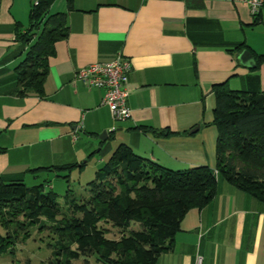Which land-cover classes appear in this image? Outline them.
Returning a JSON list of instances; mask_svg holds the SVG:
<instances>
[{
  "label": "crops",
  "instance_id": "1",
  "mask_svg": "<svg viewBox=\"0 0 264 264\" xmlns=\"http://www.w3.org/2000/svg\"><path fill=\"white\" fill-rule=\"evenodd\" d=\"M71 6L66 11L65 0H55L49 8L66 13L68 35L48 58L42 97L20 98L12 73L19 59L4 58L14 47V23H27L28 0H0V174L79 165L119 144L169 170L214 169L210 88L226 82L231 91H264V61L248 69L233 50L243 44L264 54L258 28L264 7L253 24L257 14L245 0H71ZM117 53L130 64L129 118L120 122L101 105L102 89L72 79ZM140 126L167 133L155 137ZM196 256L201 264H264V205L218 179L213 199L184 215L171 250L155 264H194Z\"/></svg>",
  "mask_w": 264,
  "mask_h": 264
},
{
  "label": "trees",
  "instance_id": "2",
  "mask_svg": "<svg viewBox=\"0 0 264 264\" xmlns=\"http://www.w3.org/2000/svg\"><path fill=\"white\" fill-rule=\"evenodd\" d=\"M54 1L28 0L26 25L14 23V47L4 63L19 59L12 73L20 98L42 97L48 58L54 44L68 35L66 13H48ZM65 8L72 10L71 0H65ZM257 21L258 14L253 24ZM233 50L251 54L252 70L264 61V54L256 55L243 44ZM210 92L214 98L210 124L216 130L214 169L200 165L169 170L119 144L85 184V198L77 200L65 190L64 213L44 182L27 187L24 178L52 174L66 179L84 163L0 174V255L11 251L17 240L25 242L30 230L37 228L55 236L46 264L78 260L89 264L90 258L96 264H155L161 253L171 250L184 215L213 199L218 179L264 205V91H231L222 82L212 85ZM136 130L155 137L167 133L144 126ZM103 152L99 148L95 154Z\"/></svg>",
  "mask_w": 264,
  "mask_h": 264
},
{
  "label": "rangeland",
  "instance_id": "3",
  "mask_svg": "<svg viewBox=\"0 0 264 264\" xmlns=\"http://www.w3.org/2000/svg\"><path fill=\"white\" fill-rule=\"evenodd\" d=\"M54 11L55 9H49L48 13L51 14ZM22 21H25V17H23ZM261 21L258 28L261 32H264V17ZM16 63H14L13 66ZM107 157L106 153L92 155L88 160H85L83 168L80 170H71L66 179L55 177L52 174H42L38 175L36 178L26 175L24 184L27 187H31L44 182L45 189H50L56 195V203L60 212L64 213L65 206L63 196L65 190L68 189L77 200L85 198V184L93 179L94 172L105 162ZM64 175L65 173L60 174V176ZM0 233L2 234L1 231ZM114 234L111 235L109 233V237L115 238L116 235ZM54 241L55 236L51 234L48 229L32 228L30 230V237L25 242L21 243L17 240L12 246L11 251L9 250L7 253L0 255V264H46L51 252L49 245H52ZM79 262V260L73 261L72 264H79ZM88 262L89 264L95 263L92 258L88 259Z\"/></svg>",
  "mask_w": 264,
  "mask_h": 264
},
{
  "label": "built area",
  "instance_id": "4",
  "mask_svg": "<svg viewBox=\"0 0 264 264\" xmlns=\"http://www.w3.org/2000/svg\"><path fill=\"white\" fill-rule=\"evenodd\" d=\"M245 5L250 15L254 16L264 7V0H245ZM129 69L128 59L117 53L111 61L93 63L78 69L72 79L87 88L102 89L101 105L107 108L113 121L120 122L129 118V111L125 105ZM194 264H201L199 256L195 257Z\"/></svg>",
  "mask_w": 264,
  "mask_h": 264
},
{
  "label": "water",
  "instance_id": "5",
  "mask_svg": "<svg viewBox=\"0 0 264 264\" xmlns=\"http://www.w3.org/2000/svg\"><path fill=\"white\" fill-rule=\"evenodd\" d=\"M236 60L238 61V63L248 69H253L254 68V60L251 56V54L246 51V50H243V51H240L237 55H236ZM198 130V127H194V129H192L191 132H194ZM106 136V132L105 131H102L99 135H98V140L99 141H103L104 138ZM83 163H85V161H83ZM81 163V164H83Z\"/></svg>",
  "mask_w": 264,
  "mask_h": 264
}]
</instances>
